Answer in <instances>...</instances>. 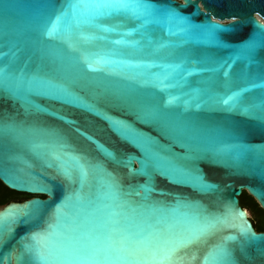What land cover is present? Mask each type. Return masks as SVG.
Here are the masks:
<instances>
[{
  "label": "water",
  "instance_id": "95a60500",
  "mask_svg": "<svg viewBox=\"0 0 264 264\" xmlns=\"http://www.w3.org/2000/svg\"><path fill=\"white\" fill-rule=\"evenodd\" d=\"M70 2L0 0V264H264V0Z\"/></svg>",
  "mask_w": 264,
  "mask_h": 264
},
{
  "label": "snow or ice",
  "instance_id": "6c2138e0",
  "mask_svg": "<svg viewBox=\"0 0 264 264\" xmlns=\"http://www.w3.org/2000/svg\"><path fill=\"white\" fill-rule=\"evenodd\" d=\"M68 9L72 11L73 14L76 13V10L81 7H95V8H109L114 10H120V9H140L144 8V5L140 4H130L128 3V0H101V2L97 3L94 2V0H75V2H70L67 5ZM68 16V12H62L56 20V23H59L62 19H65ZM4 70L0 69V72H3ZM259 119L264 120V114H262ZM6 131L8 129H5ZM76 159V158H73ZM77 166L81 168L82 174H83V166L79 165V162L77 160ZM62 170L65 171V174H69L66 169H64V166L61 165ZM38 209V206H35ZM57 215L61 213V208H57ZM11 210L9 212V215H11ZM51 227V225L49 226ZM39 235V234H38ZM51 233H45L40 236V240L37 241L41 246L47 243ZM33 240H37V236L34 235L32 237ZM176 248L169 244L165 245L163 247H158L157 251L154 252V256H158L159 259L157 260L156 264H175L172 257L176 252Z\"/></svg>",
  "mask_w": 264,
  "mask_h": 264
},
{
  "label": "trees",
  "instance_id": "16d2710c",
  "mask_svg": "<svg viewBox=\"0 0 264 264\" xmlns=\"http://www.w3.org/2000/svg\"><path fill=\"white\" fill-rule=\"evenodd\" d=\"M0 185L9 189L6 187L1 181ZM240 198V204L243 208H250L256 216H258L259 221L254 224L255 229L258 232H264V210L261 208L260 204L251 196L249 195L246 191H243L242 195L239 197ZM12 198L8 197H0V205H5L8 203V201ZM262 215V218L259 217V215Z\"/></svg>",
  "mask_w": 264,
  "mask_h": 264
},
{
  "label": "rangeland",
  "instance_id": "374dc122",
  "mask_svg": "<svg viewBox=\"0 0 264 264\" xmlns=\"http://www.w3.org/2000/svg\"><path fill=\"white\" fill-rule=\"evenodd\" d=\"M0 197L15 198V199H10L8 201V203H9L12 201L22 202V201H24V200H26L32 196L25 194V193L17 192V191L11 190V189H7V188L0 185ZM5 205H0V209L3 208ZM246 210L248 211L249 218L251 219V221L254 224H256L259 221L258 216H256V214H254L250 208L247 207ZM259 217L262 218V215L260 214Z\"/></svg>",
  "mask_w": 264,
  "mask_h": 264
},
{
  "label": "flooded vegetation",
  "instance_id": "af4514ba",
  "mask_svg": "<svg viewBox=\"0 0 264 264\" xmlns=\"http://www.w3.org/2000/svg\"><path fill=\"white\" fill-rule=\"evenodd\" d=\"M258 17V15H256ZM12 199H15V198H12ZM29 199V198H28Z\"/></svg>",
  "mask_w": 264,
  "mask_h": 264
},
{
  "label": "bare ground",
  "instance_id": "6f19581e",
  "mask_svg": "<svg viewBox=\"0 0 264 264\" xmlns=\"http://www.w3.org/2000/svg\"><path fill=\"white\" fill-rule=\"evenodd\" d=\"M247 213H248V211H247Z\"/></svg>",
  "mask_w": 264,
  "mask_h": 264
}]
</instances>
